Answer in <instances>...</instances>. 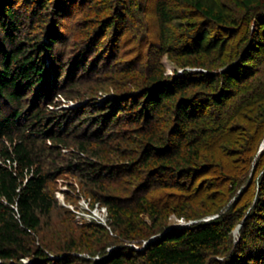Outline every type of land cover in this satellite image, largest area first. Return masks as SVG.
Masks as SVG:
<instances>
[{
	"label": "trees",
	"instance_id": "obj_1",
	"mask_svg": "<svg viewBox=\"0 0 264 264\" xmlns=\"http://www.w3.org/2000/svg\"><path fill=\"white\" fill-rule=\"evenodd\" d=\"M46 1L33 5L35 0H21L14 8L12 0H0V264H23L22 259L25 264H72L77 259L72 253H83L74 241L95 238L104 229L89 225L82 227L84 233H74L72 218H66L68 212L54 194L64 175L75 177L92 203L105 206L119 235L136 237L145 215L157 230L144 236L149 242L141 250L118 247L105 264H264V148L258 153L264 142L261 0H239L242 10H253L259 29L249 32L250 39L232 44L224 35L209 37L207 23L174 37L166 25L174 18L171 2L180 0H158L162 51L175 46L190 60L188 65L200 70L167 76L159 63L149 65L131 90L118 87L115 98L103 105L95 99L83 102L84 96L73 93L80 69H98L95 61L85 67L89 53L84 50L71 63L53 48L60 40L56 27L44 38L32 34L34 21H45L41 11ZM183 1L224 34L237 24L216 0ZM51 13L59 16L58 11ZM24 19L29 28L22 35ZM122 22L117 15L103 26ZM98 43L93 41L91 52ZM57 95L81 101L76 110L60 112L55 110ZM261 164L253 201L242 202ZM200 175H208L205 191L198 184ZM119 176L134 180L124 189L130 199L114 194L116 186L108 187ZM136 187L171 188L183 195L173 205L159 206L137 197ZM195 207L203 215L218 216L166 229L168 214L190 219ZM227 208L230 214L223 215ZM237 221L242 226L232 240ZM63 223L66 233L61 232ZM62 245L63 252L57 247Z\"/></svg>",
	"mask_w": 264,
	"mask_h": 264
},
{
	"label": "rangeland",
	"instance_id": "obj_2",
	"mask_svg": "<svg viewBox=\"0 0 264 264\" xmlns=\"http://www.w3.org/2000/svg\"><path fill=\"white\" fill-rule=\"evenodd\" d=\"M12 1L14 8L21 6V0ZM157 1L158 0H47L45 11H41L42 13H46L45 21L40 24L34 21L35 24L32 34L40 35L41 38H44L48 35V32H51L52 27H56L59 32L60 40L53 48L59 55H63V60L68 59L71 63L77 59L79 54L84 55V50H86L91 56V59L85 63V67H89V65L95 61L94 66L96 65L98 69L95 73L91 71L89 73L85 70L81 71L80 69L78 71L80 74L78 73V77L75 78L77 85L73 89V93L78 96H84L83 102H89V100L94 101L93 99H95L97 104L103 105L108 100L115 98L118 87L122 86L123 91L128 89L131 90L134 79H141L149 65L159 63L164 70V74L167 76H173L174 74L182 75L185 72L196 73L200 70L198 67L188 65L190 60L186 57H182L181 54L175 51V46H172L173 49L171 51H162L160 47L162 40L159 33V19L155 10ZM216 1L237 23L233 26L234 28L230 29L231 32L228 31L224 34L223 28L211 24L209 20H206L199 12L183 0L171 2L173 4L174 18L166 27H169L170 33L174 37H180L195 32L196 27L199 25L203 26L204 23H207L209 37L213 39L224 35L229 38L228 44H232L241 38L244 40L250 39L251 35L249 32L252 30L258 31L259 23L256 21V18H254L253 10L247 12L242 10L239 0ZM36 2L37 0H35L33 5H36ZM261 3V9L264 10V0H261ZM57 11L59 12V16H54L51 13H56ZM117 15L121 16L122 23H118L116 27L115 25L108 28L103 26L105 19ZM26 19H24V21L22 20L20 30L22 35H24L29 28ZM232 31H235V33ZM94 40L99 42V47H97L94 52H91ZM244 40L242 46H245ZM172 44L175 45L174 43ZM250 64H254L252 70H256V62L251 61ZM262 68L263 65L258 66L259 72ZM124 77H128V80L123 81ZM79 101L66 100L63 95H57L54 97V102L59 104V106L55 107V110L60 112L68 109L76 110ZM258 167L259 168L255 169L251 175L254 185L252 184L250 186V191L242 198V202L249 199L253 201L254 194L252 198L251 194L254 193L255 185H257L259 177L263 172L262 164ZM139 171L142 172V169ZM207 177L208 175L198 176V184L203 191L206 189ZM118 178H120L119 182L109 183L112 186L108 187L112 189L116 186L117 189L112 190L114 194L121 195L124 199H130V196H124L127 194L124 192V189L125 191L129 189L134 180L128 176H119ZM70 183L77 185V188L75 190L72 189ZM138 188L136 187V190H138ZM65 192L70 194V200L65 198ZM54 194L59 206L68 212L66 218H72V224L76 231L74 233H77L76 235L84 233L82 227L89 225H98L104 228L95 238H87L84 236V238L77 237L78 239L74 241L73 245L80 247L77 249H81L83 253H79L80 250L73 252L72 255L76 256L77 259L73 261L72 264H105V261H103L105 257H107L109 253H113L116 249H119L118 247H128L136 251L141 250L147 242H149V240L146 241V238L144 239V236L146 234L151 235L153 232L157 231L151 229L152 223L148 216L145 215L143 217L144 224H138L140 225L141 231L136 232V237L130 236L125 238L119 235L118 231H115L112 227L105 206L92 203L82 192V189H79L78 180L70 175H64L57 180ZM136 195L137 197L145 196L149 201L159 204L160 206V203H169L173 205L179 202L181 198L179 196L183 194L171 188L160 190L151 187L149 190H138ZM232 201L233 199L230 202ZM239 203L241 202L232 205L233 211L241 205ZM227 210L228 208L224 209L222 214L228 213L229 211ZM62 214L64 213L62 212ZM78 216L80 218H77ZM190 216H192L190 219H185L183 217L178 218L170 213L166 219L165 227L166 229L171 227H186L197 222L216 218L218 214L203 215V210L195 207V211L191 212ZM242 222H236V227L232 232V240L237 239L238 232H236V229L242 226ZM66 224L67 223H63L61 232H68L69 229L66 228ZM44 231H46V228ZM99 238L101 242L100 240L98 241ZM52 239L55 240L56 243L59 241L55 236ZM102 241L104 244H102ZM57 247L60 250L65 248L63 245ZM61 252L63 251L61 250ZM56 254H54V256H60V253ZM52 259H54V257H52ZM25 260L27 259L21 260L23 264H25Z\"/></svg>",
	"mask_w": 264,
	"mask_h": 264
},
{
	"label": "water",
	"instance_id": "obj_3",
	"mask_svg": "<svg viewBox=\"0 0 264 264\" xmlns=\"http://www.w3.org/2000/svg\"><path fill=\"white\" fill-rule=\"evenodd\" d=\"M263 148H264V142L261 144V147H260L258 153H260V152L262 151ZM239 228H240V226L236 229V232H238Z\"/></svg>",
	"mask_w": 264,
	"mask_h": 264
},
{
	"label": "built area",
	"instance_id": "obj_4",
	"mask_svg": "<svg viewBox=\"0 0 264 264\" xmlns=\"http://www.w3.org/2000/svg\"><path fill=\"white\" fill-rule=\"evenodd\" d=\"M77 218H80L79 216ZM183 226V225H182ZM26 263V262H25Z\"/></svg>",
	"mask_w": 264,
	"mask_h": 264
}]
</instances>
